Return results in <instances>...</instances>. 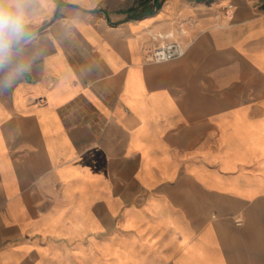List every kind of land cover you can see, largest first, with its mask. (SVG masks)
Returning a JSON list of instances; mask_svg holds the SVG:
<instances>
[{
  "label": "crops",
  "instance_id": "1",
  "mask_svg": "<svg viewBox=\"0 0 264 264\" xmlns=\"http://www.w3.org/2000/svg\"><path fill=\"white\" fill-rule=\"evenodd\" d=\"M28 3L0 264H264V0ZM171 30L186 55L147 60Z\"/></svg>",
  "mask_w": 264,
  "mask_h": 264
},
{
  "label": "clouds",
  "instance_id": "2",
  "mask_svg": "<svg viewBox=\"0 0 264 264\" xmlns=\"http://www.w3.org/2000/svg\"><path fill=\"white\" fill-rule=\"evenodd\" d=\"M28 7V0H0V67L11 59L13 49L31 36L28 30L31 13ZM26 70L27 66L21 64L15 72ZM12 84L13 78L10 75L0 82V88L7 90Z\"/></svg>",
  "mask_w": 264,
  "mask_h": 264
},
{
  "label": "built area",
  "instance_id": "3",
  "mask_svg": "<svg viewBox=\"0 0 264 264\" xmlns=\"http://www.w3.org/2000/svg\"><path fill=\"white\" fill-rule=\"evenodd\" d=\"M153 43L146 52L147 60L162 63L182 58L187 53V46L176 38L174 31L153 34Z\"/></svg>",
  "mask_w": 264,
  "mask_h": 264
}]
</instances>
